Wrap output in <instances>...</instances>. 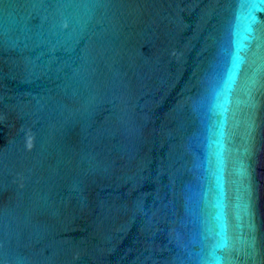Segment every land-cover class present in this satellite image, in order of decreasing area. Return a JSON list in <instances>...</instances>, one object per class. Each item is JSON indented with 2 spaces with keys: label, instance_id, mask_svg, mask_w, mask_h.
<instances>
[{
  "label": "water",
  "instance_id": "95a60500",
  "mask_svg": "<svg viewBox=\"0 0 264 264\" xmlns=\"http://www.w3.org/2000/svg\"><path fill=\"white\" fill-rule=\"evenodd\" d=\"M0 264H264V0H0Z\"/></svg>",
  "mask_w": 264,
  "mask_h": 264
}]
</instances>
